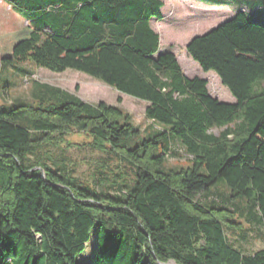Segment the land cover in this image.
Here are the masks:
<instances>
[{
    "label": "trees",
    "instance_id": "trees-1",
    "mask_svg": "<svg viewBox=\"0 0 264 264\" xmlns=\"http://www.w3.org/2000/svg\"><path fill=\"white\" fill-rule=\"evenodd\" d=\"M7 1L26 24L0 34L2 68L85 74L146 103L159 129L141 138L119 107L35 82L31 103L0 109V264H81L92 239V264H264V249L243 254L224 233L238 201L264 227V24L238 12L185 46L230 92L228 104L159 54L150 21L163 18L160 0ZM75 135L130 164L131 182L101 171L89 185L39 156L70 148L65 137ZM163 141L180 145L190 165L166 168ZM219 183L227 197L202 202Z\"/></svg>",
    "mask_w": 264,
    "mask_h": 264
},
{
    "label": "rangeland",
    "instance_id": "rangeland-1",
    "mask_svg": "<svg viewBox=\"0 0 264 264\" xmlns=\"http://www.w3.org/2000/svg\"><path fill=\"white\" fill-rule=\"evenodd\" d=\"M163 3L161 9L162 20L150 21L151 29L159 36V54H173L188 79L198 78L208 82L209 95L217 96L221 103H229L232 95L221 85L214 72L205 73L197 63L189 58L185 52V46L194 37L216 27L221 22L228 20L234 10L238 8L246 11L264 3V0H160ZM226 6L222 7L220 5ZM209 5L217 6L213 8ZM12 7L7 0H0V34L21 28L26 24L25 18ZM221 8H218V7ZM259 12L261 19H264L262 10ZM227 18V19H226ZM1 59V53H0ZM21 70L29 74H22ZM32 82L45 84L59 88L69 94L75 95L88 104L105 103L110 106L119 107L140 132L144 138L146 131L150 132L159 127L146 120L144 110L146 103L132 97L120 94L112 88L93 80L89 76L72 70L61 74H53L49 71L38 69L30 64L13 63L3 68L0 66V109L10 108L21 103H31L33 99ZM117 99L121 103H117ZM216 133V131L214 132ZM65 141L70 142V148H45L40 157H48L51 162L64 164L67 169L73 172L72 177L80 182L91 185L93 181L100 178L99 173L103 171V177L110 181L114 176H121V179L129 184L133 178V168L120 157L101 154L92 150L86 145L88 142L82 136H66ZM163 150L169 149L167 154L166 168H186L190 165L191 157L186 155L180 145L170 141L162 142ZM50 162V163H51ZM226 187L219 183L206 196L200 199L205 203L220 204L221 200L227 197ZM238 207L242 212H236L231 220L234 226H224V233L228 244L243 254H252L264 249V227L256 217V213L246 207L243 201H238ZM95 241L87 245L85 251L79 257L81 264H92L91 256ZM166 264H172L171 262Z\"/></svg>",
    "mask_w": 264,
    "mask_h": 264
},
{
    "label": "crops",
    "instance_id": "crops-1",
    "mask_svg": "<svg viewBox=\"0 0 264 264\" xmlns=\"http://www.w3.org/2000/svg\"><path fill=\"white\" fill-rule=\"evenodd\" d=\"M220 6H222V7H226V6H223V4L222 5H220ZM218 7V8H221V7ZM206 7H208V8H215V7H217V6H209V5H207ZM255 10L257 11H259V10H262L263 12H264V3H262L261 5H259V6H256V7H254V8H252V10H250V11H246V10H244V9H241V8H238V10H234L233 11V14H232V16L228 19V20H230L231 18H233L234 17V15L236 14V13H238V12H242V13H244V14H246L247 16H248V18L249 19H251V20H253V21H258V22H261V23H263L264 24V19H261L260 18V16H259V12H255ZM227 19V18H226ZM228 20H225L224 22H226V21H228ZM224 22H221L220 24H218L216 27H214V28H212V29H210L209 31H211V30H213V29H215V28H217L218 26H220L221 24H223ZM209 31H207V32H209ZM207 32H205V33H207ZM205 33H203V34H205ZM201 35V34H200ZM209 92V91H208ZM217 95V94H216ZM212 96V95H210L212 98H215V99H217V96ZM218 100V99H217ZM235 102V100L233 99V97H231V99H230V101H229V103L228 104H233Z\"/></svg>",
    "mask_w": 264,
    "mask_h": 264
},
{
    "label": "water",
    "instance_id": "water-1",
    "mask_svg": "<svg viewBox=\"0 0 264 264\" xmlns=\"http://www.w3.org/2000/svg\"><path fill=\"white\" fill-rule=\"evenodd\" d=\"M36 169H38V170L40 171V176H41V178L44 180L45 177H44V173H43V171H41L39 168H36ZM171 263L174 264L173 262H171ZM158 264H161V263H158Z\"/></svg>",
    "mask_w": 264,
    "mask_h": 264
}]
</instances>
